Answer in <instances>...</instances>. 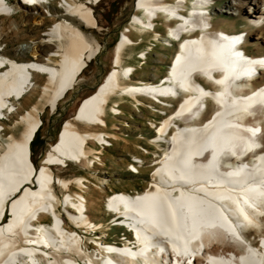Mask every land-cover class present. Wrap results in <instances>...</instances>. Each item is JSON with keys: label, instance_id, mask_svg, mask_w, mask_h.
<instances>
[{"label": "bare ground", "instance_id": "6f19581e", "mask_svg": "<svg viewBox=\"0 0 264 264\" xmlns=\"http://www.w3.org/2000/svg\"><path fill=\"white\" fill-rule=\"evenodd\" d=\"M12 1L0 0V37L1 17H11L18 28L17 7L25 20L35 15L29 6L45 3ZM101 1H61L64 11L41 40L33 42L32 59H0V114L6 119L7 112L17 110L13 99L20 101L41 87L37 100L18 119L24 125L19 136L5 135L0 122V264H173L174 259L177 264H264V234L256 236L264 230V83L246 92L264 73V52L251 54L247 43L239 46L247 38L264 45V0H225L222 9H216L249 21L250 26L234 31L215 22L216 0H137L130 25L116 44L114 68L81 101L40 164L34 161L33 142L44 124L41 113L58 107L101 52V42L88 31L101 28L93 7ZM40 17H35L36 24L46 19L45 14ZM163 17L169 22L165 38L156 30L157 19ZM141 27L153 31L155 41L181 45L166 79L127 85L123 81L132 79L136 67L123 65L122 54L134 44L132 29ZM45 45L50 47L47 54ZM37 76H43V83ZM124 95L135 103L147 96L169 104V109L174 106L168 99L184 98L159 127L158 122L150 123L157 133L155 144L167 143L151 173V187L136 194L115 192L108 199L107 209L118 214L115 225H126L135 241L94 237L100 249L90 253L88 239L67 225L68 219L80 229L101 234L104 224L88 213L90 179L61 177L53 166L86 160L91 168L103 162L104 150L117 134L81 130L77 122L106 127L111 98ZM210 101L215 110L200 124ZM119 106L116 100L111 107L115 115L123 112ZM92 140L99 146H91ZM144 165L142 157L134 156L129 171L138 175ZM56 185L65 190L62 195ZM47 216L50 223L44 222ZM249 228L259 229L252 231L256 237Z\"/></svg>", "mask_w": 264, "mask_h": 264}, {"label": "rangeland", "instance_id": "374dc122", "mask_svg": "<svg viewBox=\"0 0 264 264\" xmlns=\"http://www.w3.org/2000/svg\"><path fill=\"white\" fill-rule=\"evenodd\" d=\"M61 1L65 2V0H48L47 3V0H45V3L40 6H29L30 11L34 12L35 15L31 14L29 17L25 18V20L23 19V11L17 7L16 11H18V13H16L14 17L18 21V28L12 26L13 20L11 17H1L4 29L0 37V49H3L0 51V59L5 56L15 58L19 61L32 59L33 42L40 41L45 30L49 29L54 24L55 19L58 18V15L64 11ZM136 1L137 0H102L98 5L93 4L101 28H89L88 31L92 34L94 33L93 35L101 42V52L94 58L82 76L78 79L75 88L71 89L66 97L59 102L58 107L55 110L46 107L45 111L41 113L44 124L33 142V158L37 165L40 164L44 157L46 149L58 140L59 132L64 127L65 122L76 115L81 101L94 93L100 83L104 81L108 72L114 68L115 47L122 36V32L130 25L129 23L135 12ZM217 1L219 2L217 3ZM224 1L225 0H216V4L213 6V12L217 13L216 9L218 7L222 9ZM16 2H18V0L12 1L13 4H16ZM48 9H50L51 12H49ZM42 14L46 15V19L41 24H36L34 22L35 17L40 19V15ZM214 20L218 24H222L219 26L232 31L250 26L249 21L245 22V18L242 16H229L223 13H217ZM168 23L165 17L157 19L156 30L162 34V38L166 35ZM170 24L174 25L175 22L172 21ZM138 29L139 30L132 29L131 31L134 44L125 47L122 54V64L136 67V70L133 72L134 76L131 78L142 79L149 77L157 81L145 82H153L156 84L169 76L171 66L178 55L181 41L173 42L172 45H169L170 43L166 39L155 41L156 36L153 31L145 29V27ZM45 49L46 51L44 53L47 54L50 47L45 45ZM246 49L251 54L255 53L261 55L264 52V45L250 43V40H248ZM144 52L146 56L143 54ZM141 56L143 59L140 58ZM258 78L254 80L253 85L248 87L250 91L246 89V92H251L264 83V73ZM127 79L128 78H125L123 82L127 85L134 84L129 83ZM129 80L131 79L129 78ZM36 81L43 83V76H37ZM210 84L206 83L207 86L213 87V85ZM37 87V92H29L26 97L20 101L13 99L17 104V110L12 114L11 112H7L8 118L1 121L4 124L5 135H20L24 129V125L19 123L18 119L21 114L29 109L37 100L41 88L40 86ZM183 98V95H181L176 99H168L174 106L169 109L167 107L169 104L163 106L156 100L147 96H139L141 102L136 103L135 100L128 95L121 97L114 96L111 98L110 104L107 107L105 116L107 120L106 127L100 124L77 122L81 130H104L117 134V139L111 138L112 144L106 146L104 154L102 155L103 162L100 164H96L90 168L91 163L88 165V162L84 160L82 163L70 162L67 167L58 165L53 166L55 174L61 177L71 179L76 176L85 175L90 179L87 187V197L92 204L88 209V213L90 217L92 216L91 219L104 224V228L100 230L101 232L99 231L101 234L98 233L96 235L94 232L90 233V231H86V229H80L67 219V225L71 229L79 230L84 236V239H88L87 243L90 247V253H96L100 249V244L97 243L94 237L97 238L102 236V241L117 242L119 241V237L126 232L124 227L113 226L111 224V220H114L118 214L117 216H113L109 209H107L109 208L108 199L115 192L125 191L136 194L151 187V173L154 172V168L158 166L161 155H164L163 151L167 150V143H162V145L155 144L154 140L157 137V133L156 129L151 127L150 123L158 122L159 127L165 118L170 117L171 114L178 110ZM116 100H120L121 107H119L123 110L119 115H115L111 108L115 105ZM210 102L211 105H209L208 111L203 114L205 116H201L202 118L199 120L200 124L208 120L215 110L216 105H214L213 101ZM163 108H165V110H163ZM165 111L168 112L167 116H164ZM113 127L118 129H113ZM90 145L93 147L99 146L94 140L90 142ZM134 156H140L145 161L144 168H141L142 174L140 173L137 175L129 171V164ZM55 188L59 195H62L65 191L58 185H56ZM71 189L75 190L76 188L72 186ZM60 208L62 213H64V208ZM44 222L50 223V216L44 218ZM253 229H250L249 232L254 231L256 233L259 230ZM254 232L251 233L252 237L255 236ZM258 232L259 233H256L258 238L259 235L264 234V230H259Z\"/></svg>", "mask_w": 264, "mask_h": 264}, {"label": "crops", "instance_id": "0c3cea01", "mask_svg": "<svg viewBox=\"0 0 264 264\" xmlns=\"http://www.w3.org/2000/svg\"><path fill=\"white\" fill-rule=\"evenodd\" d=\"M218 21H220V20H218ZM228 30V29H227ZM232 31V30H231ZM134 76V73H133V75H132V77ZM162 77V76H161ZM160 79V78H159ZM158 79V80H159ZM127 81L129 82V83H138V82H142V81H157V80H154L153 78H149V77H145V78H142V79H131V80H129V79H127ZM149 102V101H148Z\"/></svg>", "mask_w": 264, "mask_h": 264}, {"label": "built area", "instance_id": "2783aa9c", "mask_svg": "<svg viewBox=\"0 0 264 264\" xmlns=\"http://www.w3.org/2000/svg\"><path fill=\"white\" fill-rule=\"evenodd\" d=\"M64 167H67V166H64Z\"/></svg>", "mask_w": 264, "mask_h": 264}]
</instances>
